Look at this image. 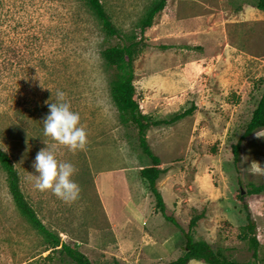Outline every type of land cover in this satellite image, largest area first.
<instances>
[{"label":"rangeland","instance_id":"374dc122","mask_svg":"<svg viewBox=\"0 0 264 264\" xmlns=\"http://www.w3.org/2000/svg\"><path fill=\"white\" fill-rule=\"evenodd\" d=\"M102 1L127 37L142 38L134 61L141 109L169 118L194 106L191 114L147 130L167 168L157 185L168 213L195 239L253 261L248 239L240 237L247 211L238 194L249 183H264V174L250 168L253 160L264 165V137L255 131L248 136L237 162L231 145L264 89V9L257 0H167L141 37L140 20L156 0ZM119 41L105 34L83 0H0V142L8 145L39 217L93 264L115 258L164 264L184 252V237L141 177L151 158L139 144L137 126L123 118L113 98L116 69L102 50ZM57 89L80 115L87 133L83 148L70 150L44 136L42 119ZM43 140L56 144L58 159L75 166L76 199L34 187L32 162ZM245 201L262 225L256 227L262 257L264 192H247ZM195 215L199 219L190 226ZM48 247L16 207L0 166V264H75ZM188 264L209 263L193 258Z\"/></svg>","mask_w":264,"mask_h":264},{"label":"trees","instance_id":"16d2710c","mask_svg":"<svg viewBox=\"0 0 264 264\" xmlns=\"http://www.w3.org/2000/svg\"><path fill=\"white\" fill-rule=\"evenodd\" d=\"M83 1L98 19L105 34L109 37H117L120 40L117 43L107 45L102 50L104 58L110 64L114 65L116 69L112 87L113 98L123 118L126 121H131L137 126L139 144L142 150L151 158V163L149 165L140 168L139 173L141 177L147 181L148 187L155 197L157 208L167 219L177 226V229L182 232L184 237V252L177 258L164 264H188L193 258L203 260L209 264H264V255L262 257L258 255L260 240L256 236L257 223L249 203L245 201L247 192H264V183H249L248 189L238 194L247 211V222L242 226V234L240 237L248 239L249 247L253 250L254 260L251 262L234 259L226 253L225 248H215L212 243L205 239H195L191 232L186 230L174 215L168 213L163 194L157 185L158 179L167 171V168L161 166V157L151 148L147 139V130L151 125L174 122L191 114L194 110V106L176 112L169 118H154L152 115L144 112L135 98L136 87L134 84V61L141 50L142 38L136 39V37H127L114 23L102 0ZM166 2L167 0H156L141 18L140 27L143 32L141 37H144V31L147 27L152 25L155 15L165 7ZM256 4L259 8L264 9V0H257ZM261 127H264V89L257 104L252 110L249 121L244 127L241 138L231 145L235 162L240 160L242 139ZM0 166L6 172L8 188L16 207L29 222L45 236L49 243L48 249H50V251H63L75 262V264H93L90 257L80 250L77 245L67 243L62 239L60 234L48 228L39 217L21 188L20 173L8 152H0ZM198 219L199 215H195L190 221V226L196 224ZM110 264L121 263L115 258Z\"/></svg>","mask_w":264,"mask_h":264},{"label":"clouds","instance_id":"9594fccd","mask_svg":"<svg viewBox=\"0 0 264 264\" xmlns=\"http://www.w3.org/2000/svg\"><path fill=\"white\" fill-rule=\"evenodd\" d=\"M65 96L63 90L57 89L55 99L48 103L49 111L42 119L44 136L50 137L60 145L68 146L70 150L83 148L87 142L86 129L80 124L79 113L72 109ZM255 135L264 137V128L256 129ZM43 142L45 146L36 152L32 162V168L37 174L34 187L39 190L50 189L65 201L76 199L80 189L73 179L75 166L69 161L58 159L56 144L49 145L47 140ZM7 151L8 145L4 141L0 142V152ZM250 168L254 173L264 174V165L259 161H251Z\"/></svg>","mask_w":264,"mask_h":264},{"label":"crops","instance_id":"0c3cea01","mask_svg":"<svg viewBox=\"0 0 264 264\" xmlns=\"http://www.w3.org/2000/svg\"><path fill=\"white\" fill-rule=\"evenodd\" d=\"M152 128L150 127V128H148V132L151 130ZM251 135V134H250ZM250 135H248V136H250ZM248 136H246L243 140V144L247 141V139H248ZM147 138H148V133H147ZM162 161V160H161ZM249 205L250 206H252V202H249ZM255 218V217H254ZM256 220V219H255ZM257 223V222H256ZM259 226L261 227L262 225H260V224H257V227L259 228ZM260 234H264V226L262 227V230H260Z\"/></svg>","mask_w":264,"mask_h":264},{"label":"water","instance_id":"95a60500","mask_svg":"<svg viewBox=\"0 0 264 264\" xmlns=\"http://www.w3.org/2000/svg\"><path fill=\"white\" fill-rule=\"evenodd\" d=\"M242 192H244V190H242Z\"/></svg>","mask_w":264,"mask_h":264}]
</instances>
